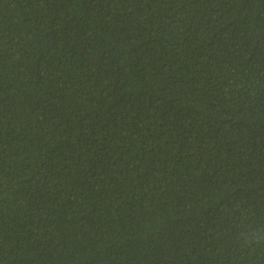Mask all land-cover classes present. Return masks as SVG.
<instances>
[{"label":"trees","instance_id":"1","mask_svg":"<svg viewBox=\"0 0 264 264\" xmlns=\"http://www.w3.org/2000/svg\"><path fill=\"white\" fill-rule=\"evenodd\" d=\"M264 0H0V264H264Z\"/></svg>","mask_w":264,"mask_h":264},{"label":"clouds","instance_id":"2","mask_svg":"<svg viewBox=\"0 0 264 264\" xmlns=\"http://www.w3.org/2000/svg\"><path fill=\"white\" fill-rule=\"evenodd\" d=\"M237 242L242 247L264 248V229L249 228L237 234Z\"/></svg>","mask_w":264,"mask_h":264}]
</instances>
